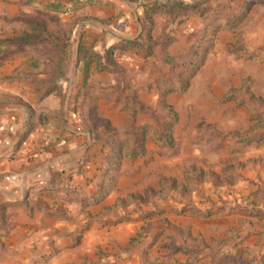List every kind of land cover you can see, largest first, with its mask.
<instances>
[{
    "label": "rangeland",
    "instance_id": "rangeland-1",
    "mask_svg": "<svg viewBox=\"0 0 264 264\" xmlns=\"http://www.w3.org/2000/svg\"><path fill=\"white\" fill-rule=\"evenodd\" d=\"M127 1L134 27L102 47L87 21L106 34L111 2L0 0V114L38 111L88 67L112 76L76 97L101 161L88 202L114 201L80 213L55 200L18 264H264V0ZM44 129L16 136L37 143L28 160Z\"/></svg>",
    "mask_w": 264,
    "mask_h": 264
},
{
    "label": "crops",
    "instance_id": "crops-1",
    "mask_svg": "<svg viewBox=\"0 0 264 264\" xmlns=\"http://www.w3.org/2000/svg\"><path fill=\"white\" fill-rule=\"evenodd\" d=\"M103 1L111 2L116 10H120V15L109 23L106 34L102 22L96 19L87 21L95 25L99 39L105 43L102 47L113 44L121 37L117 29L122 31L124 28L123 33H127L134 27L136 19L129 1ZM105 14L104 10L98 14V19L106 17ZM87 71L89 76L78 84L67 83L69 78L64 80L60 84L62 98L49 95L39 103V110L34 113L26 107H19V112L9 115L5 111L0 114V264L19 263V248H23L28 241L21 235L47 227L44 225L49 220V212L54 209L55 200L60 207L80 213L100 211L114 201L109 195L97 204L88 202L98 188L97 168L101 161L99 155L93 158L90 154L94 146L89 148V135L81 129L76 96L85 83L95 90L106 89L112 82V76L108 71L91 67ZM51 114L55 115L54 124L51 118L45 119ZM43 125L52 137L46 143L41 142L42 148L28 160L25 156L27 151H32L37 143L28 146L23 141L20 147H16L13 142L16 136L30 132L27 140L31 143V136H39Z\"/></svg>",
    "mask_w": 264,
    "mask_h": 264
},
{
    "label": "trees",
    "instance_id": "trees-1",
    "mask_svg": "<svg viewBox=\"0 0 264 264\" xmlns=\"http://www.w3.org/2000/svg\"><path fill=\"white\" fill-rule=\"evenodd\" d=\"M180 7H182L183 9H187L188 8V6H185L184 4H182V3H179V6L177 7V8H180ZM153 14H152V11L151 12H146L145 11V17L147 18V19H150V17L152 16ZM110 51H115V47L114 48H111V50ZM79 110H80V106H81V102L79 103ZM79 114H80V112H79ZM79 119H80V123L81 124H83V121H84V117H82V115H80L79 116ZM28 133V132H27ZM27 133H25V135L27 136V135H29V133L27 134ZM26 136H24V137H26ZM162 138V137H161ZM24 140H20V144L23 142ZM164 142L165 143H171L172 142V137L171 136H169V137H167V139L165 140L164 139ZM143 147V146H142ZM138 149L137 148H133V149H131L130 150V152H129V154H128V156L130 157V158H132V159H134V158H136L137 157V155L139 154L138 152ZM143 151H145V150H143ZM143 151H142V153H143ZM120 158V157H119ZM103 195V194H102Z\"/></svg>",
    "mask_w": 264,
    "mask_h": 264
}]
</instances>
